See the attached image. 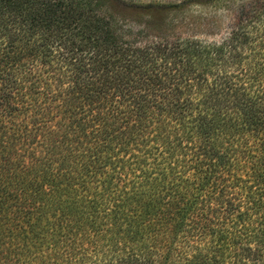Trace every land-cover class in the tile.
<instances>
[{
	"label": "trees",
	"instance_id": "16d2710c",
	"mask_svg": "<svg viewBox=\"0 0 264 264\" xmlns=\"http://www.w3.org/2000/svg\"><path fill=\"white\" fill-rule=\"evenodd\" d=\"M113 1L0 0V264H264V0Z\"/></svg>",
	"mask_w": 264,
	"mask_h": 264
},
{
	"label": "rangeland",
	"instance_id": "374dc122",
	"mask_svg": "<svg viewBox=\"0 0 264 264\" xmlns=\"http://www.w3.org/2000/svg\"><path fill=\"white\" fill-rule=\"evenodd\" d=\"M125 1H130V0H125ZM177 0H132V2L135 3H140V4H145V3H149V2H175ZM240 0H214L212 2H208L206 0H203L201 5H194V6H188V11H190L191 13L197 15V14H201V15H207V14H215V12H218L219 9H221L223 6H227L230 3H234L237 4ZM106 6L109 10V12L111 13H116L117 16H121L123 17L124 20H126L127 23L132 24L135 28H140L142 26H144L145 23H147V18L145 17L144 14L139 13L138 11H129L127 10V8H123L118 2H115L113 0H106ZM34 15L36 14V11L34 10ZM223 16L226 18H229L230 16V12L227 11L226 14L223 13ZM22 29V32H24V27L20 26ZM211 29H208V31H210ZM185 32H188L186 30H184ZM207 29H203L202 32H206ZM207 31V32H208ZM40 37V36H38ZM37 43L41 42L40 40H36ZM47 42L49 43V45L51 46L53 44V38L50 35V37H48Z\"/></svg>",
	"mask_w": 264,
	"mask_h": 264
}]
</instances>
